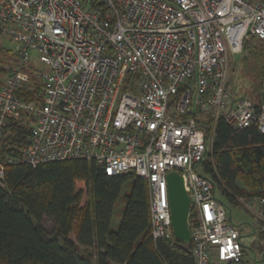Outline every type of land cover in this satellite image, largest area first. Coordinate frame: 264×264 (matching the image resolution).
<instances>
[{
  "label": "built area",
  "instance_id": "built-area-1",
  "mask_svg": "<svg viewBox=\"0 0 264 264\" xmlns=\"http://www.w3.org/2000/svg\"><path fill=\"white\" fill-rule=\"evenodd\" d=\"M97 3L0 0V35L17 45L0 82V139L9 122L29 124L19 156L0 166L85 160L107 176L133 174L147 183L154 240L172 236L166 177L176 172L195 218L194 264H241L240 231L202 173L198 123L210 119L213 130L221 118L264 134V90L259 104L234 101L228 65L245 41L264 44V0ZM32 78L42 97L27 102L19 92ZM240 200L264 231V197Z\"/></svg>",
  "mask_w": 264,
  "mask_h": 264
},
{
  "label": "trees",
  "instance_id": "trees-1",
  "mask_svg": "<svg viewBox=\"0 0 264 264\" xmlns=\"http://www.w3.org/2000/svg\"><path fill=\"white\" fill-rule=\"evenodd\" d=\"M85 2L91 7L98 4L97 0ZM254 40L243 43L247 56L241 59V71L251 83L250 94H240L231 87L234 101L261 102L264 44L257 40L260 45H253ZM1 49L10 66L14 53ZM8 70L1 68L0 74H7ZM32 79L31 85L19 92L27 102L42 97L39 82ZM27 121L9 122L4 128L0 163L18 157L27 144ZM198 124L208 141L202 173L213 182L216 192L234 206L239 199L264 197V134L255 127L236 130L221 118L213 130L210 119ZM240 180L250 185L248 192L239 186ZM127 184L129 191L121 221L117 230L112 231L114 206ZM194 222L191 212L189 229ZM260 234L258 237L264 242L262 231ZM70 235H74L75 242ZM80 247L93 250L94 255L80 254ZM192 249V242L181 248L173 236L152 238L147 183L133 174L107 176L93 162L85 160L3 167L0 264H194Z\"/></svg>",
  "mask_w": 264,
  "mask_h": 264
},
{
  "label": "rangeland",
  "instance_id": "rangeland-1",
  "mask_svg": "<svg viewBox=\"0 0 264 264\" xmlns=\"http://www.w3.org/2000/svg\"><path fill=\"white\" fill-rule=\"evenodd\" d=\"M252 42H253V45H256V46L260 45L257 40H254ZM1 48L5 49V50H10L13 52L17 48V45L13 41H11V39L9 37H7L5 35H0V69L1 68L7 69L10 66L8 64H6V62H5L6 61V59H5L6 55H5V52ZM242 56H245V57L247 56V53L244 52L243 50H242V54L229 57V62H228V65H229V82H230V86L234 90L239 92L240 94H242L243 92H246V94H250L248 92V88L251 85V83L248 79H246L244 72L241 71V69H242V61H241ZM30 57H31L32 67L37 68L40 71L46 70V68L38 62V55L36 52H31ZM29 70L30 69H28L27 72H29ZM6 75H7L6 73L0 74V82L4 81ZM239 186L245 192H248L250 190V185L245 183L244 181L240 180ZM128 191H129V185L127 184L122 189V193H121L118 201L116 202V204L114 206V212H113L111 225H110L112 231L117 230V227L121 221L123 207L125 205V196L128 193ZM216 198L223 205V207L226 209L227 218H228V221L230 224H232V225H234L240 229H243L245 226L252 225L256 222V225L259 227V231L261 232L262 224L260 221L257 220L256 216L253 213V211L255 212L254 206L249 208V207L245 206L240 199L238 200L237 206L231 205L230 202L225 197L220 195L219 191L216 192ZM82 203H85V198L82 201ZM47 226H48V228H51L50 225H47ZM260 232H259V234H260ZM262 233L264 234V231H262ZM260 238H262V237H260ZM70 239L75 242L74 235H70ZM263 244H264V242H263ZM80 254H82L84 256H86L88 254L94 255V251L91 249H84V248L80 247ZM261 255L262 254L259 251L256 244L251 245V246L249 245L247 248V251H246V255L243 258V264H264V261H263Z\"/></svg>",
  "mask_w": 264,
  "mask_h": 264
},
{
  "label": "water",
  "instance_id": "water-1",
  "mask_svg": "<svg viewBox=\"0 0 264 264\" xmlns=\"http://www.w3.org/2000/svg\"><path fill=\"white\" fill-rule=\"evenodd\" d=\"M2 174L3 168L0 166V178ZM166 181L172 236L183 248V244L192 240L188 225L189 198L184 190L183 180L176 172L169 173Z\"/></svg>",
  "mask_w": 264,
  "mask_h": 264
},
{
  "label": "crops",
  "instance_id": "crops-1",
  "mask_svg": "<svg viewBox=\"0 0 264 264\" xmlns=\"http://www.w3.org/2000/svg\"><path fill=\"white\" fill-rule=\"evenodd\" d=\"M238 229L240 231V236L242 240L244 257L246 255L248 246L256 244V246L258 247L259 251L262 254L261 257L264 261V244L263 241H261L258 237L259 227L256 225V222L252 225L245 226L243 229L240 228ZM212 264H231V263L217 262L215 259H213ZM241 264H243V261Z\"/></svg>",
  "mask_w": 264,
  "mask_h": 264
}]
</instances>
